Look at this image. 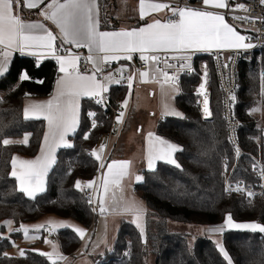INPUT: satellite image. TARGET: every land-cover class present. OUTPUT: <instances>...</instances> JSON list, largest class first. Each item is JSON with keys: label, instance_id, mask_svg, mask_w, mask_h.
Returning a JSON list of instances; mask_svg holds the SVG:
<instances>
[{"label": "trees", "instance_id": "16d2710c", "mask_svg": "<svg viewBox=\"0 0 264 264\" xmlns=\"http://www.w3.org/2000/svg\"><path fill=\"white\" fill-rule=\"evenodd\" d=\"M21 11L26 19L38 18V9ZM206 58L198 56L197 66ZM262 69L264 55L260 63L253 60L241 64L235 104L236 115L242 123L240 142L245 154L234 169L233 179L250 184L256 182L255 159L264 165V127L256 113L259 108L264 109ZM25 72L30 79L19 81ZM213 72L212 119L203 117L200 98L193 94L200 78L191 75L180 78L181 93L175 105L181 115L167 116L157 123V136L182 149L173 154L181 167L158 161L153 169L142 171L143 180L134 187L148 206L146 239L134 223L122 220L113 251L95 259L96 264H147L150 256L155 257V264H228L210 237L200 236L190 242L186 233L170 230L169 223L205 225L214 229L223 225L226 216L231 214L236 222L264 225V196L248 199L225 192L227 170L223 161L228 159L234 164V149L227 140L221 92ZM58 75L59 67L54 58L16 55L0 77V222L15 223L17 229L10 234L14 239L21 237L19 226L22 223L36 222L48 215L72 219L87 228L95 221L90 202L83 191L75 187L77 181L92 180L98 174V162L91 154L111 126L110 119L94 98L82 100L79 128L71 137L73 145L58 151L43 193L35 198L27 197L11 175L14 155L36 156L45 132L43 120L25 118L23 101L52 95ZM129 91L128 85L111 86V106L121 105ZM89 113H95L94 117ZM25 135L30 136L27 144H3L5 139L12 141ZM151 215L157 219L153 225L157 228L156 234L150 233ZM216 234L221 236L232 264H264V234L227 228ZM57 241L67 255L81 245V238L70 228L57 231ZM13 245L11 239L0 237V264H50L45 256L30 250L20 257L10 256L7 252Z\"/></svg>", "mask_w": 264, "mask_h": 264}, {"label": "snow or ice", "instance_id": "6c2138e0", "mask_svg": "<svg viewBox=\"0 0 264 264\" xmlns=\"http://www.w3.org/2000/svg\"><path fill=\"white\" fill-rule=\"evenodd\" d=\"M44 0H24L23 6L26 8L38 7ZM204 4H214L216 8H226L228 4L226 0H203ZM264 5V0H260ZM21 6V0H0V44L8 48L13 46L19 50L26 49H48L52 50L55 36L51 31L44 29V25L37 22H26L15 12V8ZM51 12H43L45 19L51 20L55 23L61 33L63 34L62 43L75 44L77 47H86L89 52L93 48L98 53L104 55L99 58L100 62H108L110 60L118 59L116 54L128 53L124 59L131 60V53L145 51L150 52H168V51H187V50H208L212 47H223L230 45L236 48H251V43H245V36L238 34L233 26L225 22V17L220 13L203 10H189V9H173V15H178L179 19L176 21H169L161 23L148 24L146 27L133 29L131 31H98L97 21L92 14V7L89 0H65L60 3L59 0H51L47 6ZM153 8H164L168 5L153 4ZM236 8L246 10L244 5H236ZM141 14H143V0L141 2ZM235 19L243 20L245 17H235ZM44 29L43 32L37 31ZM71 52V49H67ZM33 55L36 53L33 52ZM7 55V53H5ZM78 56L68 59L65 56H59L60 62L59 71L64 73V76L57 81L59 87V94L55 103L50 100L45 105H31L24 110L25 118L29 117V113L33 114V118H39L40 112H47L45 119L48 120L50 126H54L56 133L53 135V142L57 140L63 142L64 136L71 129H75L77 124V98L80 96L91 95L93 98L101 97L105 90L103 84L97 81L95 72L92 75H82L77 69ZM142 60L150 59L152 61H160L162 57L152 55L150 57L141 55ZM164 62L167 63L168 57H164ZM185 59H187L185 57ZM89 62L94 61V57L89 55L87 57ZM169 67L172 65L169 64ZM227 67V65H225ZM71 69V71L69 70ZM102 71V69H96ZM3 74V68L0 66V75ZM146 74V73H145ZM165 82L170 79L175 90V79L170 78L167 73H162ZM22 79H30L27 73H22ZM132 79L131 76L128 77ZM203 88V84L201 85ZM262 92H264V74H262ZM232 100L235 97L232 96ZM101 101L98 99L97 103ZM208 101L205 98V113H208ZM167 108V106H166ZM170 111V110H169ZM255 111V109H253ZM176 116L181 114L178 112L172 113ZM95 113H89V116L94 117ZM119 119V117H118ZM153 134L149 133L150 143ZM87 138V135L85 136ZM28 136L25 135L24 140L27 141ZM160 147L153 151L149 149V167H152L153 159L162 160L170 165H175L177 168L181 166L174 160L173 153L182 150L179 146L165 141L159 137ZM49 137H44V143L48 144ZM13 143L8 139L3 140V144L7 145ZM71 146V145H66ZM53 149L49 147L48 154L37 158L34 161H24L19 164L18 170L13 171L11 175L20 181V191L27 193L29 197L35 198V194L43 192L44 181L43 177L48 171L50 165L54 163ZM99 159V156H97ZM117 162H113L115 164ZM13 166L16 167V161H13ZM227 165H225V171ZM109 172H112V167L109 166ZM88 188L93 187V182H87ZM75 187L83 191L81 182L77 181ZM231 186L225 188V191L230 190ZM107 191V186H105ZM247 195L252 197V193ZM91 202V201H89ZM95 211V209H93ZM131 211L132 209H126ZM100 211L104 208L101 204ZM139 219V217H137ZM65 227H72L71 225H64ZM42 227V226H37ZM243 230L253 233L259 232L264 234V225L256 222H236L233 220L231 214H228L225 223L219 228L212 229L213 232H223L225 229ZM74 231L84 235V230L75 228ZM218 250L228 264H232L231 257L222 245L217 244ZM24 253L21 252V255Z\"/></svg>", "mask_w": 264, "mask_h": 264}, {"label": "crops", "instance_id": "0c3cea01", "mask_svg": "<svg viewBox=\"0 0 264 264\" xmlns=\"http://www.w3.org/2000/svg\"><path fill=\"white\" fill-rule=\"evenodd\" d=\"M199 3H201L204 8L203 9H189V10H203V11H211L214 13H220V10H223L225 8H216L214 4H204L203 0H197ZM60 3H64L65 0H59ZM141 2L142 0H89V3L92 7V14L94 19L98 22L97 23V29L98 31H131L133 29H139L141 27H146L148 24L155 23L156 21H160L161 23H166L165 19L168 16L173 15V9L177 8H170V7H164V8H153L151 5L153 4H164L167 5L162 0H143V14H141ZM24 0H21V6L18 8H15L16 14H18L24 21L26 22H37L44 25V29H47L48 31H51L52 34L56 37L53 41V49H26L24 51L17 50L14 46L12 48H8L3 44H0V46L4 49L3 53H0V66L3 68V74L0 75L3 76L11 63V60L14 56H30L35 57L38 59L43 58H54L57 61L58 67L60 66V62L58 60L59 56H65L68 59H72L76 56L79 57L77 60V69L80 74L82 75H92L95 72V76L97 73H100L103 71L104 66L108 63H112L116 70H118L121 73H125L128 76H131L132 79L129 80V90L134 92L136 88V84L140 83L143 85H150L152 86L153 90L149 87L151 92V97L155 100H157L159 112H160V119L167 117V116H176L172 113L178 112L181 114L180 110L175 105V100L177 96L181 93L180 88V78L179 77H171L175 79V90L173 91V85L171 79L166 83L164 77H162L161 73L156 68L155 62L146 59L143 61H147L149 63V72L142 73L136 70V63L138 60H141V55L150 57L155 53L158 52H150L145 51L144 53L140 52H134L131 53L132 59L127 60L123 57L128 55V53H118L116 54L118 56V59L116 60H110L108 62H100L99 58L102 57L103 53H98L93 48V51L90 53L88 48L86 47H77L75 44H66L62 43L63 40V34L61 33L59 27L53 23L49 19H45V16L42 14L43 12H51V9L47 6L51 3V0H44L43 3L39 4L38 7L33 8H26L23 6ZM226 3L229 4V0H226ZM25 8L27 11H34L39 10L37 13L38 18L36 19H26L23 16L22 9ZM182 9V8H181ZM223 15V14H222ZM178 16V15H176ZM179 19V16H178ZM225 22L229 24V22L225 18ZM103 24L105 27H103ZM230 25V24H229ZM232 26V25H230ZM54 29H53V28ZM236 32L242 36H244V33L240 28L234 27ZM44 29H38L37 31L43 32ZM59 39L62 44V48L71 49L70 54H62L58 53L57 46H56V40ZM245 42V41H244ZM246 43V42H245ZM246 48H236L232 47L230 45H225L223 47H212L208 50H187V51H168V53L172 54H180V53H186L189 51L194 52H212V51H231V50H243ZM35 52L36 54L33 55L32 53ZM164 52V51H160ZM7 53V55H5ZM86 53V64L88 65L89 71L88 72H81L79 70L80 65V54ZM89 55H92L94 57L93 62H89L87 60V57ZM96 69H102V71H96ZM71 71V69H69ZM64 76V73L59 71V75L55 82V87L53 94L47 97H36V98H26L23 101V113L26 107H29L31 105H45L46 102L52 100L54 103L56 101V98L59 94V87L57 84V81L61 79ZM96 79L98 82L103 84L105 90H109L111 86L114 84L110 81L109 74L105 75V81L102 82L101 79L99 80L96 76ZM104 90V91H105ZM103 91V92H104ZM102 92V93H103ZM85 98H93L91 95L88 96H80L77 98V124L75 129H71L67 132V134L64 136L63 142L58 140V134H57V140L54 143L53 142V135L56 133V130L54 126H50L47 119H45V116L47 115V112H40L39 118H33V114L30 112L28 119H36V120H43L45 122V132L42 140L41 147L39 149V152L36 156H25L16 154L14 155L12 162H11V173L13 171H17L19 164L24 161H34L37 158H41L44 155L48 154L49 147H52L53 152L52 155L54 156V163H52L46 172L45 176L43 177L44 181V189L46 190L47 185V178L48 174L52 170L55 162H56V156L60 149L62 148H70L73 145V142L71 140V137L75 134L77 129L79 128L80 124V117H81V104L82 100ZM130 101L129 95L127 99L121 104L122 107V114L120 115V122H124L125 120V111L127 109V104ZM210 101V99H209ZM204 103V102H203ZM167 106V108H166ZM203 109L205 107V104L202 105ZM170 110V111H169ZM211 112L210 104L208 108V113H205L203 110V113L209 114ZM155 114V113H153ZM25 116V114H24ZM154 116V115H153ZM212 112H211V118L212 119ZM207 119V118H206ZM49 137L48 144L44 143V137ZM27 141L23 138L12 140L13 143L18 144H27L29 142V135ZM11 141V140H10ZM120 142V139H117L116 141L112 140L110 143H108L107 151L104 152L102 149L99 151V155L101 158L103 157L104 166L101 170V174L99 177L93 178L92 180L84 181L79 180L81 182V188L85 189L87 186V182H93V189L95 194V203L99 206V208L94 211L95 213V221L93 225L89 228L83 226L82 224L72 220V219H64L61 217H57L54 215H48L45 216L36 222L32 223H22L19 226L21 237H19L17 240L22 239L27 244L28 250L38 253L40 255H43L47 258L50 264H96L95 259H98L100 257L97 256H91L88 257V254H97L101 252L103 249H99V246H96V239L101 241L98 242L101 245H107L108 242L111 240H115L117 238L118 232L120 231V223L121 219L126 220H135L136 212L127 211L126 209H130V205L126 204V207L118 211L117 209H111V203L114 194L117 192V189L120 187H126L129 191L130 188L135 187L137 183H140L143 180V174L139 170L135 169L134 161L128 158H125L122 154H116L115 151L118 150V144ZM66 145H71L66 146ZM145 150V149H144ZM174 154V153H173ZM145 158L144 151L142 155H139L137 157V161L140 160L142 162ZM13 161H16V167L13 166ZM113 162H117L113 164ZM157 162L154 164L156 166ZM109 166L112 167V172L108 171ZM264 169V168H263ZM17 181V185L20 189V181L18 178L14 177ZM105 186H107V191H105ZM44 190V191H45ZM43 191V192H44ZM125 190L121 191L124 192ZM43 192H38L35 194V197ZM24 193V192H23ZM27 197V193H24ZM124 195V193H123ZM33 198V197H29ZM124 202V198L122 199V203ZM101 204L103 205L104 211H100ZM51 225L54 230L57 232L59 230L70 228L74 231L75 228H80L84 230L83 237L80 236L79 233L77 235L81 238V245H79V248L72 254H64L62 252L61 246L56 238L52 239H45L41 228L37 226H44V225ZM64 225H71L72 227H65ZM17 229L15 223L11 224L9 226V223L7 225H2L0 228L1 232H6L11 234ZM88 245V246H87ZM10 250V249H9ZM12 250V249H11ZM9 252V251H8ZM7 252V253H8ZM105 255V254H104ZM11 256V255H10ZM14 257H20V256H14Z\"/></svg>", "mask_w": 264, "mask_h": 264}, {"label": "built area", "instance_id": "2783aa9c", "mask_svg": "<svg viewBox=\"0 0 264 264\" xmlns=\"http://www.w3.org/2000/svg\"><path fill=\"white\" fill-rule=\"evenodd\" d=\"M168 7L177 9H203L204 6L197 0H162ZM236 5H244L246 10L236 8ZM226 20L233 27L240 28L246 37L245 42L251 43L253 47L243 50H231V51H212V52H194L189 51L186 53L172 54L168 52H158L153 55L162 57L160 61H154L156 68L161 73H167L170 77L191 76L197 75L200 78V84L193 92L195 96L200 98L199 103L202 107V101L204 97L201 93L205 91L211 97L210 84L212 80V72L216 75L218 88L221 92L223 118L227 130V140L232 149H234L233 160L234 164L231 165V161L225 159L223 165H227V171L224 179V189L228 186L230 190L225 191L227 195H237L245 198L263 197L264 196V165L260 160H256L254 171L256 173L255 183H246L244 181H236L233 179L234 169H236L240 158L245 154L241 147L240 142V130L242 127L241 120L236 115V96L239 89V74L241 64L244 62L255 61L257 63L262 62L264 55V5L260 3V0H229L228 7L220 10ZM235 17H245V19H235ZM178 16L172 15L165 19V22L176 21ZM56 46L58 53L70 54L66 48H62L61 41L56 40ZM4 49L0 46V53L2 54ZM198 56H206L207 58L200 63L196 64V58ZM164 57H168L167 63L164 62ZM185 57L187 59H185ZM172 66L169 67L168 65ZM227 65V67H225ZM149 63L147 61L138 60L136 63V70L142 73L149 72ZM79 70L81 72H88L89 68L86 64V53L80 54ZM109 74L110 81L117 86H129L128 75L121 73L115 69L112 63H108L104 66L102 72L97 73V78L102 82L105 81V75ZM264 74V69L261 70V75ZM162 77H164L162 75ZM203 84V88L201 85ZM232 96L235 100H232ZM100 103H97V100ZM94 101L98 104L99 108L106 113V116L111 121V126L107 134H105L100 140L104 152L107 151L108 143L111 137L118 132L120 127V115L122 113L121 105L111 106L109 101V90H105L101 97L94 98ZM210 102V101H209ZM204 117V116H203ZM106 139V141H105ZM91 157L98 162L99 172L96 177H99L101 170L104 166V160L99 161L96 156L91 154ZM93 188L86 187L83 190L84 197L91 201L90 204L95 211L99 206L95 203V194ZM248 192L253 195L249 197ZM41 231L45 239L49 240L57 237V232L51 225H44ZM128 254L129 251H126Z\"/></svg>", "mask_w": 264, "mask_h": 264}, {"label": "rangeland", "instance_id": "374dc122", "mask_svg": "<svg viewBox=\"0 0 264 264\" xmlns=\"http://www.w3.org/2000/svg\"><path fill=\"white\" fill-rule=\"evenodd\" d=\"M25 79H20L19 81H22ZM149 87L153 90L152 86L150 85H143L138 83L136 84V88L134 92L129 91V98L130 101L127 104V109L125 111V120L124 122L120 123V127L118 129V132L113 135V137L110 138L109 143L114 140L120 139V142L118 144V150L115 151L116 154H122L125 158L131 159L134 161L135 169L137 172L141 169L142 170H148L153 169L155 166L154 164L158 161L153 159L152 167H149V149L150 147L153 148V151L155 152L156 149L160 147L159 141L156 139L158 136L156 134V127L157 123L160 121V112L157 100L153 99L151 97V92ZM203 104V101H202ZM210 104V102H209ZM202 113L203 108L201 107ZM155 113V114H153ZM258 117L261 120V125L264 127V109L259 108L256 111ZM122 114V113H121ZM154 115V116H153ZM204 116V113H203ZM205 118V117H204ZM162 119V118H161ZM206 119V118H205ZM149 133L153 134L151 137V143L149 138ZM106 141V139H105ZM102 149L101 145H97L93 151L94 155L99 156V161H103V157L99 155V151ZM145 149V150H144ZM144 151L145 158L142 162L140 160H136L139 155H142ZM142 173V172H141ZM125 190L124 192H121ZM124 193V195H123ZM124 198V202L122 203V199ZM141 193L137 192L135 188H130L129 191L126 187H120L117 189V192L114 194V198L111 203V209H117L118 211L123 210L127 205H130V209L133 210V212H136L135 220H128L134 223L143 234L144 239L147 237V218H148V206L145 203ZM123 220V219H121ZM157 219L153 215H151L149 219V229L151 234L157 233V228L154 225L156 223ZM9 223V226L13 224L12 221H3L0 222V228L2 225H7ZM120 228V227H119ZM169 229L172 231H177L180 233H186L188 235V239L190 242H194L198 237L200 236H208L214 241L216 244L222 245L221 236L217 235L216 232L212 231V227L205 226V225H194V224H182V223H169ZM12 232V231H11ZM11 232H1L0 231V237L2 238H9L14 242L12 250H9L8 254L11 256H23L26 254V251L28 250V246L22 239H14L11 237ZM116 241L111 240L108 242L107 245H101L98 242H101L96 239L95 243L96 246H99V249L101 252L97 254H88V259L91 256H97V257H103L104 254L107 252H112L114 249V245ZM88 246V245H87ZM21 252L24 254L21 255ZM91 255V256H90ZM147 264H155V257L150 256L148 258Z\"/></svg>", "mask_w": 264, "mask_h": 264}, {"label": "bare ground", "instance_id": "6f19581e", "mask_svg": "<svg viewBox=\"0 0 264 264\" xmlns=\"http://www.w3.org/2000/svg\"><path fill=\"white\" fill-rule=\"evenodd\" d=\"M201 93H202V95H203V97H204V100H203L204 103H203V104H205V98H206L207 101H208L207 107L209 108V99H210V98H209V94H208L207 92H205V91H202V90H201ZM203 104H202V105H203ZM202 108H203V107H202ZM204 117L207 118V119H210V118H211V115H210V116H206V114L204 113Z\"/></svg>", "mask_w": 264, "mask_h": 264}]
</instances>
